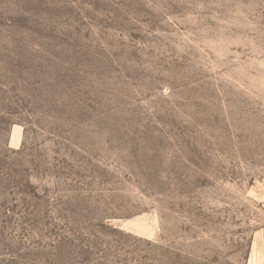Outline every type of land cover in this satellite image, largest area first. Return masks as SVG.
I'll list each match as a JSON object with an SVG mask.
<instances>
[{
    "label": "rangeland",
    "instance_id": "obj_1",
    "mask_svg": "<svg viewBox=\"0 0 264 264\" xmlns=\"http://www.w3.org/2000/svg\"><path fill=\"white\" fill-rule=\"evenodd\" d=\"M0 264H264V0H0Z\"/></svg>",
    "mask_w": 264,
    "mask_h": 264
}]
</instances>
